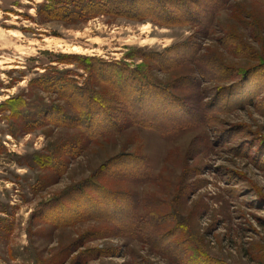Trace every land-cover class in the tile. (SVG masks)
I'll return each mask as SVG.
<instances>
[{
    "label": "rangeland",
    "instance_id": "obj_1",
    "mask_svg": "<svg viewBox=\"0 0 264 264\" xmlns=\"http://www.w3.org/2000/svg\"><path fill=\"white\" fill-rule=\"evenodd\" d=\"M133 1L0 0V264H264V0ZM59 78L118 127L40 118Z\"/></svg>",
    "mask_w": 264,
    "mask_h": 264
},
{
    "label": "trees",
    "instance_id": "obj_2",
    "mask_svg": "<svg viewBox=\"0 0 264 264\" xmlns=\"http://www.w3.org/2000/svg\"><path fill=\"white\" fill-rule=\"evenodd\" d=\"M154 3L156 4H152L153 6V10H157L160 12V8L162 3H164V0H153ZM174 1V2H173ZM180 2V3H178ZM110 4V6H108L110 8V11L112 10V12H116V13H124L128 10H138V8H136V6H134V9H131L129 5H132L134 3L133 0H109L108 2ZM138 3V2H137ZM175 3V5H174ZM136 4V3H135ZM139 4V3H138ZM142 4V3H141ZM93 5H96L93 3ZM144 5V4H143ZM170 5L172 6V8H175V11L177 13V15H181L184 18H186L185 20L188 21L191 24H196V25H200V26H205L206 23H208V20L202 18L200 19L199 17H197L195 14V12H193L187 5V0H172ZM146 7L145 10H149L152 7ZM207 12L213 13L214 12V8L211 7H207ZM163 9V8H162ZM161 9V10H162ZM81 11H83L82 9L78 10V13ZM102 12V11H100ZM105 12V11H104ZM132 12V11H131ZM179 12V13H178ZM130 13V12H129ZM165 15H167V19L169 16V12H163ZM171 13V11H170ZM170 19L175 20L176 18L173 16H169ZM183 19H178V20H182ZM98 70V69H97ZM102 72L104 71V69H100L99 71ZM120 70L122 71L123 69L120 68H116V71L118 73H121ZM47 78L48 80H46L44 83L45 84L43 86H48V84H50L52 82L51 79H53V77H49V76H43L42 79ZM57 78V77H56ZM132 78V77H130ZM143 78V77H142ZM138 79L135 82H137V84L140 85H144L145 84V80L143 79ZM128 81V80H124L123 82ZM147 83V82H146ZM148 84H150L148 82ZM146 85V84H145ZM54 86H56V92L60 95L63 96L64 98H68V105L74 109L75 112L72 111H68V112H64L62 111L63 109L57 110V107H51L48 105H39L36 108L38 109V115L40 118H49V116H51L53 118V121L57 124V125H64V126H68L71 128H74L76 130H78L82 136V138H87L90 141H92L93 139H97L99 137L108 135L109 132L114 131L117 127L118 124L114 123V122H110L109 121V117L105 114L106 111L104 109V107L101 104V101L96 99L93 95H91L90 93H88L85 89H82L80 87L77 86H72L71 85V81L68 79H56L54 80ZM71 91V92H70ZM69 92V94L67 93ZM13 101V100H12ZM8 104H10V102H8ZM21 105H24V102H22ZM96 107L98 109H101L103 111H100V113L102 112V115H104V118L101 119V121H96L95 120L97 118H94L95 120L92 119L93 117V107ZM140 106V103L138 104V107ZM57 108V109H56ZM20 112H22V119L24 120V118L28 115V111L27 113L25 111H23V107L19 109ZM32 109H30L31 111ZM37 113H33L32 115H35ZM20 119V120H22ZM52 121V122H53ZM34 122V121H33ZM53 122V123H54ZM24 126L27 125V128H33L32 126L33 123H27V122H23ZM108 133V134H107Z\"/></svg>",
    "mask_w": 264,
    "mask_h": 264
},
{
    "label": "bare ground",
    "instance_id": "obj_3",
    "mask_svg": "<svg viewBox=\"0 0 264 264\" xmlns=\"http://www.w3.org/2000/svg\"><path fill=\"white\" fill-rule=\"evenodd\" d=\"M148 27H149V26H148L147 24H145V25L142 26V30H143V31H146V30L148 29ZM150 39H151V38H150ZM50 40H52V39H50ZM55 41H57V40H55ZM55 41H54V43H55ZM58 42H59V41H58ZM51 44H52V43H51ZM78 49H79V48H78ZM79 50H81V49H79ZM75 51H76V49H75Z\"/></svg>",
    "mask_w": 264,
    "mask_h": 264
}]
</instances>
